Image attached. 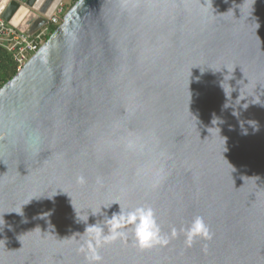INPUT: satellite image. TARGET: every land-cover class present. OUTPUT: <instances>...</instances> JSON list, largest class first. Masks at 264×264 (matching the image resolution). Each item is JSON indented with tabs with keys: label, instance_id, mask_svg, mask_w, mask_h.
Wrapping results in <instances>:
<instances>
[{
	"label": "water",
	"instance_id": "water-1",
	"mask_svg": "<svg viewBox=\"0 0 264 264\" xmlns=\"http://www.w3.org/2000/svg\"><path fill=\"white\" fill-rule=\"evenodd\" d=\"M139 206L168 243L125 229L99 264H264V0H76L0 87V264H88L87 227Z\"/></svg>",
	"mask_w": 264,
	"mask_h": 264
},
{
	"label": "clouds",
	"instance_id": "clouds-1",
	"mask_svg": "<svg viewBox=\"0 0 264 264\" xmlns=\"http://www.w3.org/2000/svg\"><path fill=\"white\" fill-rule=\"evenodd\" d=\"M78 182L83 183L84 178L79 177ZM107 228V234L104 227L96 225L87 227L84 232L85 244L79 251L84 252L88 264H99L101 257L97 250L105 244L126 238L128 231L132 233L134 245L142 250L168 243V239L161 236L153 209L147 206L121 210L119 214L108 219ZM181 231L184 234L185 243L189 246L197 239L211 238L209 226L200 216L194 217ZM171 234L173 237L177 235L175 228L172 229Z\"/></svg>",
	"mask_w": 264,
	"mask_h": 264
},
{
	"label": "built area",
	"instance_id": "built-area-1",
	"mask_svg": "<svg viewBox=\"0 0 264 264\" xmlns=\"http://www.w3.org/2000/svg\"><path fill=\"white\" fill-rule=\"evenodd\" d=\"M76 0L63 3L60 0L52 14L45 18V22L34 32L27 33L9 25L0 15V50L10 55L16 71L20 70L28 58L47 40L52 33V27L61 22L66 7Z\"/></svg>",
	"mask_w": 264,
	"mask_h": 264
},
{
	"label": "trees",
	"instance_id": "trees-1",
	"mask_svg": "<svg viewBox=\"0 0 264 264\" xmlns=\"http://www.w3.org/2000/svg\"><path fill=\"white\" fill-rule=\"evenodd\" d=\"M68 5L66 10L72 5ZM56 27H52V32ZM16 73L14 62L9 54L0 50V87Z\"/></svg>",
	"mask_w": 264,
	"mask_h": 264
},
{
	"label": "rangeland",
	"instance_id": "rangeland-1",
	"mask_svg": "<svg viewBox=\"0 0 264 264\" xmlns=\"http://www.w3.org/2000/svg\"><path fill=\"white\" fill-rule=\"evenodd\" d=\"M63 3H69V0H62Z\"/></svg>",
	"mask_w": 264,
	"mask_h": 264
}]
</instances>
